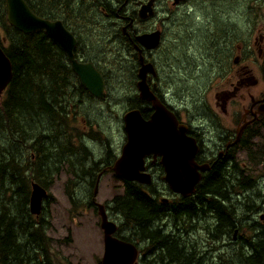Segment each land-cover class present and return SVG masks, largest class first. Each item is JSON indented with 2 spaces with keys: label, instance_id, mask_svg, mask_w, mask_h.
Returning a JSON list of instances; mask_svg holds the SVG:
<instances>
[{
  "label": "flooded vegetation",
  "instance_id": "obj_1",
  "mask_svg": "<svg viewBox=\"0 0 264 264\" xmlns=\"http://www.w3.org/2000/svg\"><path fill=\"white\" fill-rule=\"evenodd\" d=\"M144 7L148 10L141 15ZM31 10L60 22L71 35L62 46L43 31L31 33L60 59L63 86L73 98L96 100L74 75L72 60L101 74L106 97L111 73L106 66L127 62L131 85L126 112L136 110L130 104L140 101L136 89L140 57L143 64H151L145 82L194 140L200 176L190 195L174 193L168 186L161 189L154 185L156 177L165 176L161 158L147 156L144 172L151 184L137 190L163 212L143 233L111 200L97 203V188L83 186L73 206L82 215L88 211L90 219L74 224L80 236L68 230L69 236L58 244L49 235V252L58 244L66 264H86V259L89 264H102L101 205L114 226L112 238L126 249L121 251L124 264H259L256 249L264 243V0H31ZM8 29L11 35L18 32ZM155 33L156 47H145L137 40ZM6 34H0L2 43L9 40ZM152 42L149 38L148 44ZM202 80L211 102L197 111V101L193 105L187 91L197 90ZM180 86L185 95L179 99ZM6 92L7 88L2 94ZM144 103L139 111L148 121L153 110ZM109 148L103 160L111 157ZM88 155L86 163L94 165L93 175L98 164L107 167L101 176L110 172L116 159L105 162L97 157L94 162ZM213 176L220 182L212 189L208 184ZM85 192L90 194L83 204Z\"/></svg>",
  "mask_w": 264,
  "mask_h": 264
},
{
  "label": "trees",
  "instance_id": "obj_2",
  "mask_svg": "<svg viewBox=\"0 0 264 264\" xmlns=\"http://www.w3.org/2000/svg\"><path fill=\"white\" fill-rule=\"evenodd\" d=\"M25 1L31 5L30 0ZM4 9L5 3L0 0V31L7 32L9 41L4 53L12 67L8 90L0 96V264H48L47 224L43 218L39 222L34 220L28 211L30 185L35 182L46 188L48 177L45 174L61 161L76 166L70 173H75L78 181L93 182L94 165L82 172L80 168L84 163L77 166V161L71 160L79 154L77 152L85 157L88 154L79 142L87 139L82 138V116L78 109L83 99L77 101L72 94H67L63 86L65 70L60 59L50 55L44 40H34V34H10ZM130 106L140 109L145 103L135 100V105ZM63 125L68 129L67 139L51 134V131H61ZM40 127L47 128L42 136ZM75 138L79 146L74 150ZM23 159L30 160L27 161L30 164H25ZM219 182L220 179L213 176L208 186L213 189ZM68 184L71 186L73 181L67 182L66 187ZM122 186L112 204L122 208L123 217L143 233L163 209H157L154 202L139 194L138 184L125 182ZM256 250L258 263L264 264V243H259Z\"/></svg>",
  "mask_w": 264,
  "mask_h": 264
},
{
  "label": "water",
  "instance_id": "obj_3",
  "mask_svg": "<svg viewBox=\"0 0 264 264\" xmlns=\"http://www.w3.org/2000/svg\"><path fill=\"white\" fill-rule=\"evenodd\" d=\"M6 19L9 25L23 34H31L35 31H44L45 35L54 37L64 46V42L71 35L67 33L60 22L50 24L37 18L32 13L23 0H5ZM148 10L144 7L141 15ZM149 38L154 42L149 43ZM157 33L148 36H141L137 40L145 47H156L158 44ZM71 50L68 51L69 56ZM71 57V56H70ZM141 69L139 71V99L149 103L153 108L150 120L145 121L136 110L128 111L123 116V130L125 133V143L122 146L120 157L113 164L115 174L126 181L136 182L142 185H150L151 178L144 172V160L147 156H159L160 165L163 167L165 176L163 181L168 188L183 196L190 195L195 185L200 180L194 157L197 147L194 141L186 137V129L178 125L173 115L161 102L150 93L145 84V74L152 72L151 64H143L140 57ZM73 71L80 78V83L85 89L97 99H104V80L102 76L92 70V68L78 66L71 61ZM264 73V62H263ZM11 78V65L7 57L0 49V93L6 87ZM203 170L204 168H200ZM44 192L36 185H33L30 209L36 213L39 209L41 198ZM102 217L101 228L105 233L106 252L103 257V264H124L126 258L121 251H126L125 247L115 243V252L108 248L110 243H114L109 237L114 229L106 221L105 214L100 208ZM116 242V241H115Z\"/></svg>",
  "mask_w": 264,
  "mask_h": 264
},
{
  "label": "rangeland",
  "instance_id": "obj_4",
  "mask_svg": "<svg viewBox=\"0 0 264 264\" xmlns=\"http://www.w3.org/2000/svg\"><path fill=\"white\" fill-rule=\"evenodd\" d=\"M126 65H128L127 62H123V65L111 64V66H106L107 70L111 73L109 74L110 93L109 97H107L105 101H92L90 99H83L78 106V109H80L79 113L82 116L80 128L87 138L85 141L81 140L79 142H81L84 147H87V152L93 155L92 159H94V162L97 157L102 159L103 154L105 157V151L109 147V151L111 152L110 155L112 156L111 158H109V160H111L114 156L117 155L118 152L120 153L121 148L125 143V133L123 131V123L121 117L125 112L128 103L130 102L127 89L131 85L128 72L125 71ZM185 85L186 84L183 83V85L181 86L184 87ZM205 85L206 81H198L197 90L187 91L188 97L192 99V104L194 105V102L197 101V111L202 109V106H206L211 102V92L209 89H206V87H204ZM181 86L178 87L176 91V96L179 97V99L185 95L181 90ZM202 87L204 88L202 89ZM199 89L202 90L200 91ZM79 100L80 99H77V101ZM88 125L90 127H88ZM61 127V131H58L57 133L51 131V134H54L56 138L62 137L67 139V126L63 125ZM45 131H47L46 127L39 128L41 136L43 135V133H45ZM96 134L100 136L99 139L98 137H94V135ZM10 139L16 141L14 137H10ZM73 141L75 144H72V148L75 150L76 148H78L79 144L77 139ZM13 144L14 143H12L11 145ZM104 146L106 149L104 148ZM77 153L79 154L76 155V160L74 158L72 159V157L71 160L74 162L77 161V163L75 162L77 166L78 163H84L81 164L80 168V171L83 172V169H87V167L90 166L89 163H86L89 160V156L88 154H86L85 157L82 152ZM98 153H100L101 156H97L96 154ZM27 161L30 160L23 159V162L25 164H30ZM73 167L76 166H74V164L71 165L67 161H61L58 164L56 163L53 168L49 169L51 171H48L47 174H45L48 177V181L47 187L43 188L48 192L51 199L46 204L47 210L42 209L41 214L43 215L41 216V218H43L44 223L47 224V227L45 229V236L48 238V236L50 235L54 241L58 242V244L60 239L69 236L68 230H71V234L80 236L79 229H75L74 224L86 223L90 219V217L88 216V211L86 212V215H82V210L80 211V208L74 210V206L72 204V200L76 201V198H78L80 193H82V190L80 188L86 186L94 190V188L97 187L98 197L96 199V202L100 204L104 201L108 203V201L112 199L116 192H121L120 189L122 187L121 182L119 180H116L112 174H104L102 177L97 178V175L102 170V168H105L106 170L107 167H105L104 165H97V168L99 169L93 177V182L89 184L80 182L81 180L78 181V176L75 173H70V170H72ZM256 173L258 172L256 171ZM79 175L81 174L79 173ZM158 178L159 177H156L154 179V185L160 187L161 189L166 187V184L163 182V180L161 178ZM71 180L73 181V184L71 186L68 184V186L66 187L67 182L69 183ZM118 187L119 189L114 190V188ZM70 190L72 191V199H70L69 196L66 195V193H68ZM92 190L90 189L91 196L93 193ZM83 194L84 196L83 198H81V201L83 199L84 204V202L87 200V196L90 193L85 192ZM260 200L262 201L261 198ZM78 201L79 200L76 201V205L78 204ZM83 204L81 208L83 207ZM78 212L79 214H77ZM33 219L36 220L34 217ZM37 221L39 222L40 218L37 219ZM58 244H54V246L52 247L53 254L49 252V245H47L48 250L46 248L45 250L49 257L55 262V264H66L65 257L62 254L61 248H59ZM85 261L86 264H89V260L86 259Z\"/></svg>",
  "mask_w": 264,
  "mask_h": 264
},
{
  "label": "bare ground",
  "instance_id": "obj_5",
  "mask_svg": "<svg viewBox=\"0 0 264 264\" xmlns=\"http://www.w3.org/2000/svg\"><path fill=\"white\" fill-rule=\"evenodd\" d=\"M24 2H25V4L28 6V8L31 10V5L30 4H28L25 0H23ZM32 11V10H31ZM37 16V15H36ZM37 18H39V19H41V20H44V21H46V22H48V23H50V24H55L56 22H51V21H49V20H47V19H44V18H42V17H39V16H37ZM5 20H6V23H7V25L9 26V27H11L10 25H9V23L7 22V19H6V15H5ZM0 33H1V31H0ZM141 37V36H140ZM54 38V37H53ZM139 38V37H138ZM55 39V38H54ZM56 40V39H55ZM57 41V40H56ZM58 42V41H57ZM75 63L78 65V66H81V67H87V68H92V70H94V71H96L94 68H93V66H91V65H81V64H79V63H77L76 61H75ZM140 69H141V67H139V70H138V75H139V71H140ZM97 72V71H96ZM74 73V75L78 78V80L80 81V78L78 77V75L75 73V72H73ZM137 75V84L139 83V81H140V79H139V76ZM146 75V74H145ZM137 84H136V89H137V93L139 94V90H138V87H137ZM145 84H146V82H145ZM146 86H147V84H146ZM148 87V86H147ZM148 90H149V88H148ZM151 93V92H150ZM152 94V93H151ZM3 95V94H2ZM1 95V96H2ZM152 95H154V94H152ZM107 98V97H106ZM162 104V103H161ZM163 105V104H162ZM149 106L151 107V109L153 110V108H152V106L149 104ZM163 106H165V105H163ZM144 107V106H143ZM136 111H138L139 112V114H140V111H139V109H136ZM141 115V114H140ZM142 117V116H141ZM124 131V130H123ZM99 135H94V137H98ZM186 137H188V136H186ZM188 138H190V139H192L191 137H188ZM193 140V139H192ZM194 141V140H193ZM195 143V142H194ZM80 144L82 145V143L80 142ZM79 146V145H78ZM82 147L85 149V147L82 145ZM195 165H196V163H195ZM110 172H106V173H104V174H112L113 175V177L114 178H116L117 180H119L120 182H121V186H122V184L124 185V183L125 182H128V183H135V184H138L139 186H147V185H142V184H139V183H136V182H129V181H126V180H124V179H122V178H119L116 174H115V172L113 171V165L111 164V166H110ZM197 169H198V167H197ZM99 174V176L97 177V178H100V177H102L101 175H102V173H98ZM103 174V175H104ZM34 184H36L38 187H40V188H42V189H44L43 187H41L39 184H37V183H35V182H33ZM122 189H123V186L121 187ZM45 190V189H44ZM46 191V190H45ZM47 192V191H46ZM117 197V195L115 194L113 197H112V199H111V203H112V200L114 199V198H116ZM42 211V210H41ZM41 211L39 212V214L37 215V216H32V217H34L35 219H39V217H41ZM105 219H106V221H104V223H106V224H110L111 225V227L114 229V226H113V224L110 222V221H108V219H107V216H105ZM100 222H102V217H100ZM51 249V248H50ZM49 249V250H50ZM46 255H47V257H49V255L47 254V252H46ZM48 264H50V263H52V259L49 257L48 258Z\"/></svg>",
  "mask_w": 264,
  "mask_h": 264
}]
</instances>
